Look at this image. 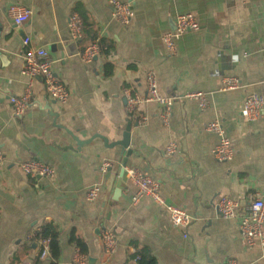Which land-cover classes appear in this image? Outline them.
I'll return each mask as SVG.
<instances>
[{"label": "crops", "instance_id": "crops-1", "mask_svg": "<svg viewBox=\"0 0 264 264\" xmlns=\"http://www.w3.org/2000/svg\"><path fill=\"white\" fill-rule=\"evenodd\" d=\"M123 1L133 4L128 24L113 17L109 0L0 1V264H51L50 254L39 260L40 240L34 237L47 222L59 230L56 264H72L73 234L87 245L86 264L91 257L95 264H138L131 258L138 248H149L158 264H264V249L245 244L240 217H224L216 207L227 195L240 203L241 214L264 192V111L256 121L241 115L248 94H264V0ZM11 4L32 8V16L16 25ZM188 12L200 29L182 34L170 54L162 37L174 28L178 14ZM73 13L84 22L78 42L68 29ZM23 34L48 49L53 73L70 95L66 102L56 100L36 78L31 99L36 104L15 115L10 97L27 88ZM92 42L102 51L86 61L81 52ZM150 71L160 92L176 97L168 124L155 102L127 111L126 89L146 95ZM227 77L238 78L239 86L223 88ZM193 92L206 95L205 107L188 97ZM214 120L233 142L231 160L213 155L219 136L207 125ZM128 122L129 155L103 139H122ZM171 140L178 150L168 155ZM30 158L56 171L40 178L37 188L20 166ZM105 163L110 166L103 171ZM125 167L159 180L165 199L187 209L192 223L174 226L166 208L148 197L133 203L135 186L126 171L122 176ZM121 179L126 188L117 195ZM95 185L101 191L90 201L87 192ZM107 228L120 237L112 256L102 242Z\"/></svg>", "mask_w": 264, "mask_h": 264}, {"label": "built area", "instance_id": "built-area-1", "mask_svg": "<svg viewBox=\"0 0 264 264\" xmlns=\"http://www.w3.org/2000/svg\"><path fill=\"white\" fill-rule=\"evenodd\" d=\"M1 1V0H0ZM112 8L113 17L122 24H128L134 17L133 4L130 1L109 0ZM9 13L13 16L16 25H22L33 14V9L20 4H11ZM68 29L70 36L74 41H80L84 36V22L78 13H73L69 17ZM200 29V24L193 13H180L175 19V26L172 30L167 31L162 39L170 54L177 51V39L188 31H196ZM24 59L22 66V74L27 79V88L20 96H11L10 101L13 104L15 115H22L25 110L36 104L32 102V84L36 78H41L44 82L48 95L61 102H66L69 98V90L67 86L54 75L52 69L53 60L49 51L44 46H34L32 39L26 36L23 39ZM102 51L99 42H92L86 45L81 56L90 61ZM148 92L141 95L134 90L133 87L126 89L127 111L131 114L135 112L137 106L144 102H155L162 107L161 119L165 124L170 122L173 112V106L176 97L164 95L160 92L158 81L154 72H148L146 76ZM223 88L234 89L240 84V80L236 77L224 78ZM188 97L199 100L201 107H205L208 103L206 95L203 92H193ZM264 111V94L250 93L246 96L241 115L247 121L258 120ZM144 116L139 121L146 120ZM210 131L215 132L219 136L218 143L213 149L214 157L221 162L231 160L235 150L231 138L226 134L220 120H214L207 125ZM178 150V143L171 140L166 147V154L171 155ZM4 159V153L0 147V165ZM22 170L31 178L35 188L39 187V181L42 177H53L56 173L54 166L39 159L30 158L20 164ZM110 166L105 163L101 169L106 171ZM126 175L131 183L135 186V192L132 197L133 203L139 202L142 198L148 197L156 204L163 206L169 213L171 223L174 226L187 228L195 219L194 216L185 208L169 203L163 196L161 182L149 174L144 173L135 167H125ZM101 187L92 186L87 192V199L94 201L98 198ZM216 207L218 212L227 218L240 217V229L243 240L248 247L259 246L264 249V192L253 200H251L241 214H239L240 203L227 195L219 197ZM118 233L110 228L102 231V242L104 250L108 256H112L119 245ZM40 257L45 258L50 254V240L40 239ZM88 257L82 253L77 247L73 257L72 264H86ZM229 264H236L234 260H230ZM252 264V263H251Z\"/></svg>", "mask_w": 264, "mask_h": 264}, {"label": "trees", "instance_id": "trees-1", "mask_svg": "<svg viewBox=\"0 0 264 264\" xmlns=\"http://www.w3.org/2000/svg\"><path fill=\"white\" fill-rule=\"evenodd\" d=\"M110 66H107V73L110 72ZM36 239H49L50 240V256L52 258L51 264H56L54 259H57L60 254V245H59V230L56 224L51 222L44 223L40 226L34 236ZM72 241L84 254H88V248L86 243L82 238L76 234L72 235ZM41 247V246H40ZM40 250L38 257L40 260ZM131 258L136 260L138 264H158L156 257L152 254L149 248H138L132 255ZM42 259V258H41ZM40 264V262H38Z\"/></svg>", "mask_w": 264, "mask_h": 264}, {"label": "water", "instance_id": "water-1", "mask_svg": "<svg viewBox=\"0 0 264 264\" xmlns=\"http://www.w3.org/2000/svg\"><path fill=\"white\" fill-rule=\"evenodd\" d=\"M21 29H23V27H21ZM23 37L25 38L26 34H23ZM0 93H2V92L0 91ZM131 129H132L131 122H128L126 129H125V132L123 133L122 139L117 140V141L112 142V143H109V140L105 137L103 139L105 140V142H107V145H110V146L121 145L124 148V150L125 149L127 150V153L129 155L131 153V147H130V145H131ZM85 142H89V140L85 141ZM85 142H81V144H83ZM124 175H125V170L122 171V176H124ZM122 179L119 181V184H118V187L116 190L117 195H119L122 192V190L124 188H126V183ZM95 261H96L95 258H92V257L89 258V264H95Z\"/></svg>", "mask_w": 264, "mask_h": 264}]
</instances>
